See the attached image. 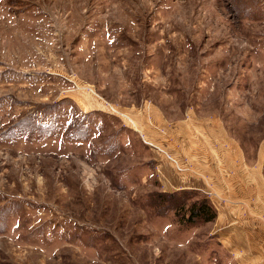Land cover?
<instances>
[{
    "label": "rangeland",
    "instance_id": "obj_1",
    "mask_svg": "<svg viewBox=\"0 0 264 264\" xmlns=\"http://www.w3.org/2000/svg\"><path fill=\"white\" fill-rule=\"evenodd\" d=\"M235 149L264 173V0H0V264H232Z\"/></svg>",
    "mask_w": 264,
    "mask_h": 264
},
{
    "label": "crops",
    "instance_id": "obj_2",
    "mask_svg": "<svg viewBox=\"0 0 264 264\" xmlns=\"http://www.w3.org/2000/svg\"><path fill=\"white\" fill-rule=\"evenodd\" d=\"M234 154V160L225 159L220 167L211 166L213 169L207 165L204 167L206 173H203L220 181L222 201L217 220L221 245L232 264H264L263 165L256 160L247 166L244 155H240L237 149ZM215 169H220V174ZM202 184L201 178L194 176L176 188L202 187Z\"/></svg>",
    "mask_w": 264,
    "mask_h": 264
},
{
    "label": "trees",
    "instance_id": "obj_3",
    "mask_svg": "<svg viewBox=\"0 0 264 264\" xmlns=\"http://www.w3.org/2000/svg\"><path fill=\"white\" fill-rule=\"evenodd\" d=\"M162 198H159L160 202L162 201ZM177 206L179 209V213H183L181 214L179 221L187 223V225H195L202 222H211L215 220L217 216L215 208L204 197L198 198L197 200L192 201L186 206L184 203L178 201Z\"/></svg>",
    "mask_w": 264,
    "mask_h": 264
}]
</instances>
